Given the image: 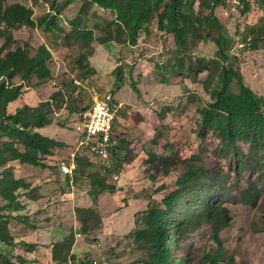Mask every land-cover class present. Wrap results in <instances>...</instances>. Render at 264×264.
<instances>
[{
  "label": "trees",
  "instance_id": "obj_1",
  "mask_svg": "<svg viewBox=\"0 0 264 264\" xmlns=\"http://www.w3.org/2000/svg\"><path fill=\"white\" fill-rule=\"evenodd\" d=\"M236 1L249 11V0ZM259 1L263 7V23L245 28L242 47L256 48V41L261 40L264 49V0ZM227 3L228 0H199L196 11L187 0H83L80 13L67 22L64 11L70 4L68 0H20L12 5H8V0H0V264H26L17 249L21 247L30 252L36 247L17 242L10 228L11 220L29 225L28 217L18 213L25 209L23 199L33 198L35 191L29 183L15 176L13 163L50 168L47 157L65 144L37 129L51 125L54 114L64 109L75 114L77 121L80 112L88 107L77 106L81 101L76 91L80 93L83 88L76 85L74 79L64 81L49 99L37 105L24 101L26 86H38L53 78L51 50L58 49L59 40L68 44V51L73 48L71 41L83 49L71 63V72L83 81L96 73L89 62L95 44L114 42L122 47L136 46L141 34L149 33L154 23L158 31L173 36L177 55L180 48L189 46V39L215 41V56H200L191 68L195 79L202 73L208 74L203 88L210 101L198 111V133L201 137L212 134L219 141L214 157L231 161L236 179L249 171L264 185V96L256 94L239 66L230 62L232 38L223 30L227 19L216 15V9L226 7ZM38 4L46 5L48 10L35 21L33 9ZM93 7L110 12L112 18L102 26L90 28L86 17ZM63 21L70 26L69 33L62 26ZM23 29H39L48 42L33 48L14 36ZM122 70L118 66L112 72L119 76ZM131 87L140 95L135 83ZM164 116L162 111L157 114L160 120ZM242 144L248 146L247 151ZM200 149L205 150L202 145ZM169 151L163 156L147 153L145 171L149 179L156 182V175L169 177L176 173V188L160 203L151 202L140 221L137 220L142 227L133 231V240L146 256L134 264H234L223 238L233 218L221 201L212 200L214 190L224 186V175L204 164L196 165L203 161L200 155L183 161L173 147ZM128 154L127 147L114 137L107 161L111 169L104 167L101 175L90 171L92 165L87 157L78 158L75 174L84 176L88 182V196L95 200L100 193L113 190L106 183L105 174L128 163ZM163 189L159 187L160 191ZM260 195L261 190L249 182L239 200L243 206L255 207ZM75 213L81 226L79 230L89 233L91 219L96 216L94 211L78 207ZM204 224L211 230L209 243L198 260H193L191 251L180 244L188 233ZM73 243L71 231L52 243L51 264H88L70 255Z\"/></svg>",
  "mask_w": 264,
  "mask_h": 264
},
{
  "label": "rangeland",
  "instance_id": "obj_2",
  "mask_svg": "<svg viewBox=\"0 0 264 264\" xmlns=\"http://www.w3.org/2000/svg\"><path fill=\"white\" fill-rule=\"evenodd\" d=\"M19 1L8 0V5ZM187 1L192 2L194 9L198 11L199 0ZM249 2L248 11L238 1L228 0L226 7L219 6L216 9V15L227 19L223 30L232 38L230 62L239 66L249 87L256 94L264 96L263 42L256 41V48L249 45L242 47L240 43L245 28L263 23V7L260 1ZM47 10L46 6L38 7L34 19L44 16ZM107 16L108 14L106 18ZM65 21L68 22L66 17ZM105 21L98 23V26H102ZM66 25L63 21L62 26H69ZM14 36L27 41L33 48L48 42L46 35L39 29H23L15 32ZM126 47L117 54L108 49L105 54L98 55L94 60L98 71L95 70L94 75L85 79L89 81L88 84L81 86L83 89L80 93L77 90L76 94L79 95V102L81 101L80 105L77 104L79 108L90 105V89L112 97L113 103L119 107L113 124L114 137L129 150L126 160L128 163H122L111 170L110 174H105L106 183L113 187V190L100 193L95 200L88 196V182L84 176L76 173L73 181L69 182L66 181L68 176L60 171L56 175L55 171L49 168L38 170L25 166L18 176H25L29 181L31 179V183H41L39 186L47 193L38 205L29 208L33 210V217H28L31 224L50 225L53 228L50 236L55 241L71 231L74 244L70 255L80 261L88 264H134L146 256L144 251L136 247L133 240V231L142 227L137 220L140 221L142 213L151 202L160 203L164 196L176 188V173L169 177L156 175V182L149 179L145 171L147 153L154 152L163 156L169 154L170 147H173L183 161H189L193 155H200L203 161L196 162V165L204 164L224 175V186L214 190L212 200L221 201L233 218L231 226L223 233V238L229 256L234 258V264H264L263 183L255 178V173L249 171L243 172L242 176L236 179L230 166L231 161L214 157L219 141L212 134L201 137L198 133V111L210 101L203 88L208 74L202 73L195 79L191 68L196 64L198 57L215 56V41L189 39V46L180 48V54L177 55L178 49L173 36L158 31L157 24L154 23L149 33L141 34L135 48ZM82 50L74 43L67 53L65 50H51L53 78L38 86H26L24 101L33 106L37 105L49 99L56 87H62L64 81L80 80L81 77L78 78L71 72V63ZM118 66L123 69L119 76L112 72ZM132 83L136 84L140 95L132 90ZM160 111L165 114L161 120L157 117ZM75 117V114H70L66 109L60 110L54 114V122L51 125L38 129L45 136L65 144L63 148L56 149L53 155L47 157L52 167H57L62 160H67L69 153L76 146ZM201 145L204 151L200 149ZM242 148L244 151L248 150L246 144H242ZM87 158L92 165L90 171L101 175L104 167L109 169L106 162L95 156ZM14 167H17L16 163ZM249 182L261 190L255 207L243 206L239 200L240 193L248 188ZM161 186L164 189L160 191ZM78 207L92 209L96 215L91 219L92 229L87 234L79 230L81 226L75 213ZM16 225L17 221L11 220V231ZM210 235V227L204 224L188 233L180 245L191 251L193 260H198L208 246ZM42 239L44 244H38V247L33 249L38 264H46L49 255V249L46 248L49 238L44 236ZM17 251L20 254L25 249L19 247ZM180 254L183 256L182 250Z\"/></svg>",
  "mask_w": 264,
  "mask_h": 264
},
{
  "label": "crops",
  "instance_id": "obj_3",
  "mask_svg": "<svg viewBox=\"0 0 264 264\" xmlns=\"http://www.w3.org/2000/svg\"><path fill=\"white\" fill-rule=\"evenodd\" d=\"M41 5H43L44 7L46 6L44 4H38L37 6H35V8L33 9L34 12H35V15H36L37 8L40 7ZM82 8H83V0H71L70 4L68 5V7L64 11V16L67 18L68 21H72V20H74L77 17V15L80 13ZM106 14H108L107 18H106ZM111 18H112V15H111L110 12L104 11V10L99 9L97 7H93L88 12V16L86 17L87 21H89L90 28L98 26V23H100V22H102L104 20L109 21ZM64 24L66 25L67 23H64ZM64 28H65L67 33H69L71 31L70 26L64 27ZM70 43L73 44L74 42L72 43V41H71ZM66 46H68L67 43L63 42L62 40H59L58 41V49H56L54 51L65 50L66 53H67L68 48ZM113 46H116L117 48H115ZM136 46H129V47H131V48L134 47L135 48ZM123 48L124 47H122L121 45H118V44H116L114 42H110V43H106V44H95V51H94L93 55L89 58L90 65L95 70L98 71L97 67L94 64V60L98 57V55L105 54L108 49H111V51L113 50V53L117 54V52L118 53L122 52ZM125 48H127V47H125ZM59 54L63 55L62 53H59ZM63 64H65V63H63ZM37 131H38V129H37ZM14 164L15 163H13V165ZM16 164H17L18 168L15 167V176L17 178L23 179L25 182L29 183L32 188L35 189V191L33 193L34 196H32L33 198H30V199L29 198L28 199L24 198L23 199V203L25 204V209L18 213L19 215H25L26 217H29L31 219L33 217V215H32L33 214V212H32L33 210H30L29 208L30 207H34L35 205H38V202H40L43 199H45V194H47V193L44 192L41 189V186H39L41 183L39 184V183H36L35 181H33L31 183V179L29 181L28 179H26L25 176H18V173H20L22 170H24L25 166L30 167L31 165L20 164V163H16ZM48 164H49V162H48ZM49 166H50V164H49ZM32 168H38V170H39V168H41V167H33L32 166ZM41 169H43V168H41ZM44 169H46V168H44ZM49 169L52 170L53 172L55 171L54 173L56 175H58V172L60 171L59 165L57 167L50 166ZM34 172L35 173H39V171H34ZM40 189H41V191H40ZM30 224H31V222H29V225L28 224L23 225V224H20V223L17 222V225L15 227H13V229H12V235L15 237V240L17 242H24L26 244L36 245V247L33 248L34 250L38 247V244H44L43 243L44 241L42 239L44 236L49 238L48 239V243L46 245V248L49 249V255L47 257L48 259L46 258V260H47L46 264H51V259H50L51 244L54 243V242L60 241L63 237L61 239L55 241L50 236L51 232L53 231V228L50 225L38 226V225L34 224L35 226H33L32 224L31 225ZM31 230L34 231V233L30 234L29 232ZM33 249L30 252L23 251L22 253H20L21 255L24 256V258L26 260V264H38V263H36V262H38V260H37V258L34 255L35 251ZM27 259L29 261H27Z\"/></svg>",
  "mask_w": 264,
  "mask_h": 264
},
{
  "label": "built area",
  "instance_id": "obj_4",
  "mask_svg": "<svg viewBox=\"0 0 264 264\" xmlns=\"http://www.w3.org/2000/svg\"><path fill=\"white\" fill-rule=\"evenodd\" d=\"M74 82L84 87L89 81L75 79ZM90 95V105L80 112L75 123L76 146L67 160L59 163L61 173L68 176L69 182L73 181L79 157L95 156L107 163L109 147L114 139L113 124L119 107L113 103L110 95L102 94L96 89H90Z\"/></svg>",
  "mask_w": 264,
  "mask_h": 264
},
{
  "label": "clouds",
  "instance_id": "obj_5",
  "mask_svg": "<svg viewBox=\"0 0 264 264\" xmlns=\"http://www.w3.org/2000/svg\"><path fill=\"white\" fill-rule=\"evenodd\" d=\"M74 178V177H73ZM69 179V178H68Z\"/></svg>",
  "mask_w": 264,
  "mask_h": 264
}]
</instances>
